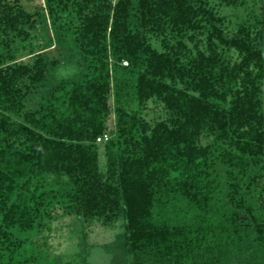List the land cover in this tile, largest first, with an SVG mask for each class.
<instances>
[{
    "label": "trees",
    "instance_id": "trees-1",
    "mask_svg": "<svg viewBox=\"0 0 264 264\" xmlns=\"http://www.w3.org/2000/svg\"><path fill=\"white\" fill-rule=\"evenodd\" d=\"M29 1L0 0V264H62L68 217L118 228L107 264H264V0Z\"/></svg>",
    "mask_w": 264,
    "mask_h": 264
},
{
    "label": "rangeland",
    "instance_id": "rangeland-1",
    "mask_svg": "<svg viewBox=\"0 0 264 264\" xmlns=\"http://www.w3.org/2000/svg\"><path fill=\"white\" fill-rule=\"evenodd\" d=\"M23 2L27 6L32 4V1L30 2L29 0H23ZM208 2L214 5L216 13L219 16L224 17L223 26L225 28H233L238 21L244 18L245 11L243 9H231L218 6L216 0H208ZM260 5L261 2H258V5L255 7L256 12L259 11L258 8H260ZM150 42L153 46H158L155 38H151ZM159 113V107L151 103H148L147 109L144 112L145 118L148 120L155 118ZM100 155L99 153V166L102 164V157ZM81 229L86 232V240L89 244L86 247L87 251L85 250L86 255L83 251L85 248L82 249L79 246L77 238ZM117 231V227L109 229L101 228L98 224L96 225L94 223L87 226L81 222H77L74 217H68L54 220L50 228L44 232L43 236L45 238V247L50 252L56 254L62 264H107L108 255L102 251L100 245L111 241Z\"/></svg>",
    "mask_w": 264,
    "mask_h": 264
},
{
    "label": "built area",
    "instance_id": "built-area-1",
    "mask_svg": "<svg viewBox=\"0 0 264 264\" xmlns=\"http://www.w3.org/2000/svg\"><path fill=\"white\" fill-rule=\"evenodd\" d=\"M100 139H101V138H96V141H97V142H99V141H100ZM105 139H106V137H105V136H103V137H102V140H105Z\"/></svg>",
    "mask_w": 264,
    "mask_h": 264
}]
</instances>
